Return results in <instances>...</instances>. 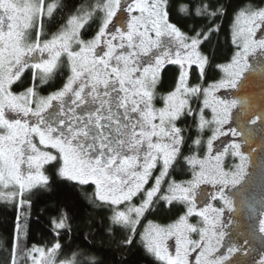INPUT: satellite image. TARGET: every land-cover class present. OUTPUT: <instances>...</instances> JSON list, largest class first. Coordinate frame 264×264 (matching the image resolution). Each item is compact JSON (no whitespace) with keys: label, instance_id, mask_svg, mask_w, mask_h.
I'll return each mask as SVG.
<instances>
[{"label":"snow or ice","instance_id":"snow-or-ice-1","mask_svg":"<svg viewBox=\"0 0 264 264\" xmlns=\"http://www.w3.org/2000/svg\"><path fill=\"white\" fill-rule=\"evenodd\" d=\"M227 7L221 0H86L68 10L62 0H0V201L16 208L6 264H103L75 252L58 260L59 240L27 244L21 209L32 206L26 193L48 187L46 166L64 181L94 185L89 200L109 212L110 233H125L121 245L134 242L141 218L154 207L178 206L172 223L149 221L139 233L146 252L162 264H228L238 249L230 243L220 252L226 236L221 217L225 208L234 211L250 158L240 143L221 150L215 142L226 135L231 110L239 104L245 114L249 105L216 93L237 88L250 55L264 56V35L257 38L258 30L264 32V0L262 6L244 3L233 10L236 51L228 62L213 64L202 48L219 33L217 20ZM118 12L120 27L113 24ZM184 19L204 23L186 30L179 23ZM91 24L96 30L86 38ZM166 65L176 66L177 76L174 87L162 93ZM210 70H219L221 78L208 81ZM57 78L62 86L42 94ZM256 120L264 116L251 123ZM228 155L239 163L226 168ZM202 184L214 191L200 190ZM57 211L49 223L59 236L70 230L71 218ZM261 217L264 233V212ZM170 238L174 252L166 244Z\"/></svg>","mask_w":264,"mask_h":264},{"label":"trees","instance_id":"trees-1","mask_svg":"<svg viewBox=\"0 0 264 264\" xmlns=\"http://www.w3.org/2000/svg\"><path fill=\"white\" fill-rule=\"evenodd\" d=\"M67 4L68 10H74V7L85 3L86 0H62ZM226 4L227 14L217 20L221 26L218 34L213 35L211 41L204 44L202 50L210 56L213 64L226 63L230 60L236 48L231 42V28L233 10L244 3H252L256 6H262V0H221ZM67 15V12L65 13ZM180 26L188 29L193 24L199 26L203 24V20L193 21L184 19L179 22ZM96 24L86 25L84 35L90 38L94 35ZM47 30L54 31L55 28ZM177 76L176 66L166 65L162 72V86L160 91L166 92L174 87ZM222 76L219 70H210L207 74V80H218ZM31 73L25 74V81H29ZM191 82L196 83L197 74L193 70ZM62 86V78H57L52 82V86H45L42 94L55 90ZM19 91L20 89H16ZM202 98V97H201ZM200 98V99H201ZM199 101H196L193 106ZM48 168L47 174L51 177L47 188H37L31 193H27L26 197L31 199V209H21L22 225H27L28 236L27 244H38L51 246L52 243L59 240L61 249L58 252L57 259L70 257L72 253H85L93 255L103 264H162L156 260L154 256L147 253L139 240V233L134 237L131 245L124 246L119 243L125 234L119 228H115L113 232L108 231L109 221L107 217L109 212L105 208L97 207L89 200V196L94 192L92 185L80 186L73 182L64 181L59 177L53 176V168ZM179 171V170H178ZM177 179H188L190 175L183 173L173 174ZM58 209H64L68 212L70 230H61L60 235L51 230L50 219L57 216ZM180 214L178 206L169 208L165 205L154 207L150 212L146 213L141 219L139 225L142 226L149 221L160 226L172 223ZM16 217V208L11 203L0 201V242H4V249L0 250V264H6L10 245L7 243L14 229ZM89 226H85V225Z\"/></svg>","mask_w":264,"mask_h":264},{"label":"rangeland","instance_id":"rangeland-1","mask_svg":"<svg viewBox=\"0 0 264 264\" xmlns=\"http://www.w3.org/2000/svg\"><path fill=\"white\" fill-rule=\"evenodd\" d=\"M121 15L122 13L118 12L117 16L113 18V24L116 27H120ZM109 27L112 28L113 25L110 24ZM262 35L264 32L258 30L257 38ZM248 64L249 67L238 82L236 89L223 88L216 93L224 99L247 100L249 105V110L245 114L240 113L241 106L239 104L231 110L232 119L223 126L226 135L219 137L215 142V146L221 150L224 145L232 142L240 143L241 150L250 158L249 175L242 182L241 193L233 199L234 211L230 212L225 208L221 217L226 236L224 247L220 249V252L226 253L230 243L235 244L238 249L228 264H231V261H237L238 264H259L260 257L264 254V233L259 231V220L262 218L261 213L264 212V120H256L255 124L251 123V120L255 119L257 115L264 116V56L257 51L254 55L249 56ZM206 111L210 117V110ZM230 129H235L237 135H233ZM236 163H239L238 158L231 155L225 157L224 165L226 168H230ZM237 187L240 188L241 186L238 185ZM92 188L94 190V185ZM200 190L212 193L214 188L210 184H202ZM225 191L228 192L229 190L226 189ZM231 191L235 192L236 190L232 189ZM212 203L215 207L223 206L221 201H213ZM197 205L198 207L201 206V201L198 200ZM252 209L255 210V217H253ZM190 220L195 223L199 217L190 218ZM147 225L148 223L140 227L138 225V233L143 232ZM166 244L169 251H175L174 238L168 239Z\"/></svg>","mask_w":264,"mask_h":264},{"label":"flooded vegetation","instance_id":"flooded-vegetation-1","mask_svg":"<svg viewBox=\"0 0 264 264\" xmlns=\"http://www.w3.org/2000/svg\"><path fill=\"white\" fill-rule=\"evenodd\" d=\"M252 213H254L253 217H255L256 216L255 210L252 209Z\"/></svg>","mask_w":264,"mask_h":264}]
</instances>
